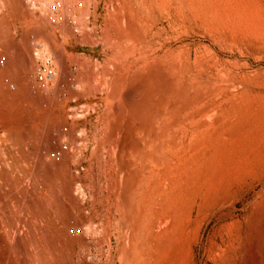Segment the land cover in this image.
<instances>
[{"label": "rangeland", "instance_id": "rangeland-1", "mask_svg": "<svg viewBox=\"0 0 264 264\" xmlns=\"http://www.w3.org/2000/svg\"><path fill=\"white\" fill-rule=\"evenodd\" d=\"M263 184L264 0H0V264H264Z\"/></svg>", "mask_w": 264, "mask_h": 264}, {"label": "built area", "instance_id": "built-area-1", "mask_svg": "<svg viewBox=\"0 0 264 264\" xmlns=\"http://www.w3.org/2000/svg\"><path fill=\"white\" fill-rule=\"evenodd\" d=\"M36 77L41 82H52L57 77V72L52 66H48L36 73Z\"/></svg>", "mask_w": 264, "mask_h": 264}, {"label": "bare ground", "instance_id": "bare-ground-1", "mask_svg": "<svg viewBox=\"0 0 264 264\" xmlns=\"http://www.w3.org/2000/svg\"><path fill=\"white\" fill-rule=\"evenodd\" d=\"M264 185V184H263ZM262 187V186H261ZM262 190V189H261ZM259 192V191H258ZM261 193V191H260ZM262 194V193H261ZM256 195V194H255ZM256 200V198H255ZM248 215V213H247ZM258 215V214H257ZM245 219V218H244ZM247 219V218H246ZM246 221V220H245ZM245 231V230H244ZM245 235V234H244ZM255 242V241H254ZM250 246V244H249ZM253 246V245H252ZM250 246V249L253 248L251 251L247 252L245 254V260H243L245 262V264H260L259 263V255L256 253V246L252 247ZM245 250V249H244ZM241 251V250H240Z\"/></svg>", "mask_w": 264, "mask_h": 264}]
</instances>
